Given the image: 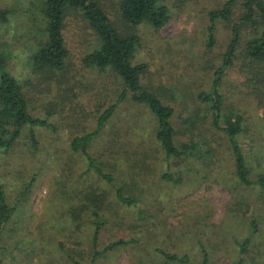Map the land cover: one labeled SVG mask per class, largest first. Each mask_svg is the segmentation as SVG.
Returning <instances> with one entry per match:
<instances>
[{
    "label": "rangeland",
    "instance_id": "rangeland-1",
    "mask_svg": "<svg viewBox=\"0 0 264 264\" xmlns=\"http://www.w3.org/2000/svg\"><path fill=\"white\" fill-rule=\"evenodd\" d=\"M101 1L108 15L116 17L117 0ZM165 2L171 19L157 32L146 24L138 28L135 60L149 65L145 81L160 85L174 107L177 138L184 143L195 139L203 156L167 158L154 138L148 108L127 95L103 127V140L89 151L105 171L113 172L118 185L130 187L138 199L119 208L113 225H102L99 249L121 238L149 240V245L139 247L146 248L144 253L129 245L118 247L93 264H175L156 253V245L165 252L186 254L187 264L200 262L204 246L209 264H224L239 257L238 243L248 236L251 222L258 230L251 235L246 264H264V191L239 183L228 140L211 127L208 109L197 99L210 90L219 55L229 40V27L217 23L215 44H206L208 13L224 0ZM0 6L13 10L9 22L0 23V46L8 49V69L19 80L34 79L28 58L42 35L36 1L0 0ZM64 28L71 66L65 82L52 93L45 92L44 84L37 91H32L35 84L27 87L32 115L44 117L50 108L49 122L56 130L33 127L34 147L26 127L9 150L0 149V183L8 204L15 206L0 233V264H90L94 226L88 214L72 219L66 198L73 199L88 184L111 190L96 173H83L86 161L69 145L77 129H93L97 114L114 102L123 85L107 70L91 71L82 65L95 35L78 11H67ZM241 80L237 69L231 68L221 89L225 104L243 115L238 141L249 177L256 179L264 177V95H249ZM127 136L132 144L129 161L115 166L110 154L118 148L110 150ZM109 140L113 141L107 146ZM166 172L169 181L161 177ZM138 211L144 214L137 215Z\"/></svg>",
    "mask_w": 264,
    "mask_h": 264
},
{
    "label": "trees",
    "instance_id": "trees-1",
    "mask_svg": "<svg viewBox=\"0 0 264 264\" xmlns=\"http://www.w3.org/2000/svg\"><path fill=\"white\" fill-rule=\"evenodd\" d=\"M35 1L39 14L38 22L42 25V35L39 43L31 50L28 62L36 79L16 78L8 69V49L0 46V149L9 150L26 127L30 129L29 135L34 147L37 142L33 127L41 126L56 130L55 124L49 122V116L52 114L50 108L46 109L44 117L32 115L33 104L28 97L27 87L35 84L32 91H37L39 85L44 84L45 92L52 93L65 82L71 66L64 22L68 10L78 11L95 35L93 48L81 59L82 65L91 71H109L120 80L123 91L114 102L97 114L93 129L90 131L77 129L73 132L69 145L73 153H80L86 161V170L83 173H96L111 190L93 189L92 184H88V187L83 186L73 194V199L66 198L68 208L70 207L68 213L72 219L79 220L83 218L82 215L88 214L89 222L94 226L90 264L95 263L107 251H114L122 246L129 245V249H140L139 251L144 253L146 248L139 247L148 246L149 240L142 243L139 238H130L128 241L121 238L99 249L102 225H113L119 208L133 205L138 195L131 193L130 187L126 186L125 189L118 185L113 172L105 171L89 148H97L98 143L103 140V127L112 117L117 105L128 95L133 103L148 108L154 121V138L167 158L203 156L197 152L198 145L195 139L192 143H184L177 138L173 122L174 107L165 98L160 85L145 81L149 76V65L135 60L140 47L138 28L146 24L153 31H159L171 19L169 6L165 0H117L116 17L111 18L101 0ZM12 14V9L0 6V23L7 24ZM208 21L207 47H213L215 44L217 23L229 27V40L219 55L210 90L200 93L197 99L207 107L211 127L220 130L226 136L239 183L245 186L257 185L260 191H264L262 175L250 179L249 169L238 141V135L244 130L243 115L239 109L235 110L229 104H225V94L221 89L226 72L236 68L239 78L243 79L241 83L249 91H247L249 95L255 98H262L264 95V0H224L208 13ZM40 91L42 92L41 88ZM75 125L77 127V122ZM68 126L71 128V124L68 123ZM112 141L109 140L107 146ZM115 145L110 150L111 152L118 148V151H112L110 154V157L115 159V166L127 163L132 152L129 148L132 146L131 137H125ZM80 176L83 177L82 173ZM161 177L169 181L171 175L166 172ZM63 192L64 190L61 193ZM14 207L8 204L0 183V233L10 222ZM143 214L142 211L137 212V215ZM257 230L255 223L251 222L248 236L238 243L239 257L224 264H246L251 235L256 234ZM58 244L62 248L61 243ZM155 252L175 264L190 262L186 254L165 252L158 245ZM198 264H209V253L204 246H201V260Z\"/></svg>",
    "mask_w": 264,
    "mask_h": 264
}]
</instances>
